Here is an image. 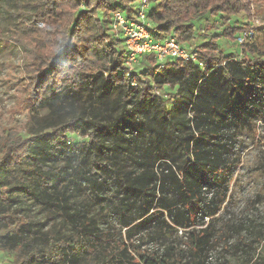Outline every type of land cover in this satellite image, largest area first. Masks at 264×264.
<instances>
[{"label":"trees","instance_id":"obj_1","mask_svg":"<svg viewBox=\"0 0 264 264\" xmlns=\"http://www.w3.org/2000/svg\"><path fill=\"white\" fill-rule=\"evenodd\" d=\"M135 1L33 0L18 16L30 118L0 131V249L10 264H218L226 254L264 264L260 228L256 246L222 236L210 254L239 136L258 135L264 122V26L223 59L219 35L197 45L203 68L175 60L159 69L146 55L131 79L111 24L116 11L133 17ZM241 12L252 28L241 0H162L147 15L155 36L189 43L195 20ZM164 86L177 91L161 94ZM75 133L87 139L73 142ZM179 230L186 249L129 244L141 232L149 243Z\"/></svg>","mask_w":264,"mask_h":264},{"label":"rangeland","instance_id":"obj_2","mask_svg":"<svg viewBox=\"0 0 264 264\" xmlns=\"http://www.w3.org/2000/svg\"><path fill=\"white\" fill-rule=\"evenodd\" d=\"M135 1V8L139 6ZM250 13L251 26L254 28L255 36L260 34V28L264 26V0H241ZM33 9V0H0V131L3 127H23L30 118V112L26 107V100L29 95L26 87V79L23 67V52L20 46L14 42L15 23L21 14L27 15ZM206 15L195 20L194 37L184 45L195 48L197 45L209 40L214 35H219L217 54L223 59L225 56L238 53L241 46L236 40L227 38L224 35L228 27H243L248 30L250 21L245 12L233 13L226 18ZM237 32V36L242 32ZM166 33L164 37L170 35ZM176 36V35H175ZM122 40L124 39L120 36ZM122 50H127L125 42L121 41ZM144 58V57H143ZM142 58V59H143ZM173 60L166 59L164 63ZM141 63L136 70L141 68ZM177 87L164 86L161 94L176 93ZM169 107L171 101L168 102ZM257 134L243 131L238 140L237 151L239 152V163L236 167L234 178L231 184L230 200L223 210L218 221L215 222L216 231L220 242H216L215 248L210 251L214 255L222 249L223 242L220 240L225 236L229 243H233L240 235L246 236L249 244L256 246L257 231L264 230V122H258ZM73 142H83L86 137L80 133L69 134ZM242 221V225H240ZM112 225L117 226L115 221ZM228 223V225L226 224ZM231 225L234 228L231 229ZM260 228V229H259ZM234 229H237L235 231ZM249 230L254 232L251 237ZM126 229L122 230L125 234ZM145 232L138 233L133 237L131 244L137 245L141 250L163 251L168 245L178 250L185 248L182 243L186 241L184 231L179 230L178 236H170L161 239L151 240L148 243V236ZM238 256L244 254L239 251ZM12 254L0 249V264L12 263ZM231 254L222 257L218 264H234Z\"/></svg>","mask_w":264,"mask_h":264},{"label":"built area","instance_id":"obj_3","mask_svg":"<svg viewBox=\"0 0 264 264\" xmlns=\"http://www.w3.org/2000/svg\"><path fill=\"white\" fill-rule=\"evenodd\" d=\"M160 1L162 0H140L133 17H129L122 10L113 14L112 32L124 38L127 48L125 50V64L128 78H133L136 66L146 55L155 57V62L159 65V69L164 67L166 59L193 62L202 68L205 66V61L201 59L196 47L192 48V46L184 45L174 34L163 38L154 35L153 25L148 19L147 10ZM254 36V28H249L242 31L236 41L241 46ZM132 84L135 85L136 82L133 80Z\"/></svg>","mask_w":264,"mask_h":264}]
</instances>
